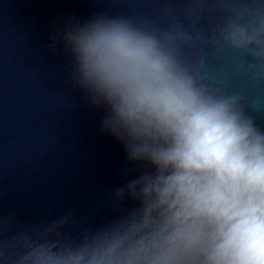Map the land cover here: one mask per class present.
<instances>
[{"label":"clouds","instance_id":"clouds-1","mask_svg":"<svg viewBox=\"0 0 264 264\" xmlns=\"http://www.w3.org/2000/svg\"><path fill=\"white\" fill-rule=\"evenodd\" d=\"M215 2L224 18L210 39L175 16L161 27L103 14L53 36L105 110L101 130L144 170L114 193L135 206L77 239L62 231L71 214L8 236L0 221V264H264V131L244 95L209 86L187 54L210 43L264 74V0ZM183 11L195 25L204 8Z\"/></svg>","mask_w":264,"mask_h":264},{"label":"water","instance_id":"water-1","mask_svg":"<svg viewBox=\"0 0 264 264\" xmlns=\"http://www.w3.org/2000/svg\"><path fill=\"white\" fill-rule=\"evenodd\" d=\"M204 8L192 25L184 9ZM150 19L158 26L175 16L209 39L223 22L222 5L208 0H0V221L5 236L71 214L64 226L77 239L89 227L112 221L134 202H114L115 190L144 170L124 146L101 130L105 110L92 105L71 77L73 58L62 36L70 20L97 15ZM202 58L205 83L240 91L264 131V74L238 69L241 56L197 42L188 53ZM125 170L128 174L125 175Z\"/></svg>","mask_w":264,"mask_h":264}]
</instances>
